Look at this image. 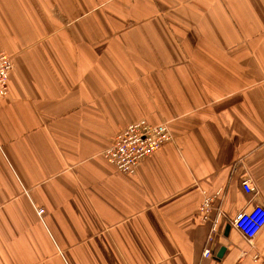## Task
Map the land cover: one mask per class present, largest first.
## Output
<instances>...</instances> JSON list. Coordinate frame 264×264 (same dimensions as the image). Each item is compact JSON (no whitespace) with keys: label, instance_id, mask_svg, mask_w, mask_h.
I'll return each instance as SVG.
<instances>
[{"label":"crops","instance_id":"0c3cea01","mask_svg":"<svg viewBox=\"0 0 264 264\" xmlns=\"http://www.w3.org/2000/svg\"><path fill=\"white\" fill-rule=\"evenodd\" d=\"M1 51L0 264H264V0H0ZM138 120L174 139L122 172Z\"/></svg>","mask_w":264,"mask_h":264},{"label":"built area","instance_id":"2783aa9c","mask_svg":"<svg viewBox=\"0 0 264 264\" xmlns=\"http://www.w3.org/2000/svg\"><path fill=\"white\" fill-rule=\"evenodd\" d=\"M14 70V62L10 54L6 51L0 52V97L9 95V78ZM174 139L169 125L163 123L152 125L146 120H138L129 124L119 134L113 138L110 148L104 152V156L117 169L126 173H135L141 162L163 144ZM242 186L246 192H252L254 187L250 178H244ZM214 198H206L199 209L202 222L210 220V213L213 210ZM42 215L43 208L37 209ZM236 228L249 241H252L264 227V207L254 206L249 211H242L237 214L234 220ZM216 231V228H213ZM214 239V233L210 232L208 240ZM205 256L211 254V249L206 248Z\"/></svg>","mask_w":264,"mask_h":264},{"label":"water","instance_id":"95a60500","mask_svg":"<svg viewBox=\"0 0 264 264\" xmlns=\"http://www.w3.org/2000/svg\"><path fill=\"white\" fill-rule=\"evenodd\" d=\"M224 250H225V248H222V249L220 250V255H222V253L224 252Z\"/></svg>","mask_w":264,"mask_h":264}]
</instances>
